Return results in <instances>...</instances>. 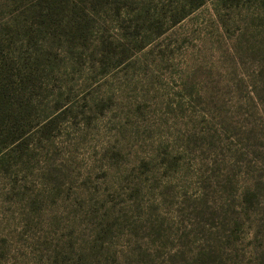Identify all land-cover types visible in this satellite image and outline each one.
Segmentation results:
<instances>
[{
    "label": "rangeland",
    "instance_id": "obj_1",
    "mask_svg": "<svg viewBox=\"0 0 264 264\" xmlns=\"http://www.w3.org/2000/svg\"><path fill=\"white\" fill-rule=\"evenodd\" d=\"M111 1L0 0V264H264V0Z\"/></svg>",
    "mask_w": 264,
    "mask_h": 264
},
{
    "label": "trees",
    "instance_id": "obj_2",
    "mask_svg": "<svg viewBox=\"0 0 264 264\" xmlns=\"http://www.w3.org/2000/svg\"><path fill=\"white\" fill-rule=\"evenodd\" d=\"M67 3L70 2V0H65ZM205 0H202L201 3H203ZM39 4H38V7L40 9H42V11H44L45 13H41V16L45 19L43 21L44 24H46L49 20H46L48 17H50L51 15L56 17L59 12H56L55 10L58 9L57 7V4L59 2V0H38ZM92 3L94 4V7H97V6H109V7H114L115 4H113L114 2H112L111 0H92ZM97 5V6H96ZM116 7V12L118 14V16L121 15V7L120 6H115ZM86 9H88V5L86 6ZM106 11V9H104ZM51 16V17H52ZM144 43V42H142ZM6 68L5 64L4 66H1V71H3L4 69ZM11 78L10 74L7 75L5 78H4V81L6 82H9V79ZM9 91V88L6 87V85H3V87H1V104H0V116L4 113L7 112L8 110V103L7 101H5V97H3L4 94H6L7 92ZM5 125V124H4ZM17 136H13L11 138V141L16 139Z\"/></svg>",
    "mask_w": 264,
    "mask_h": 264
}]
</instances>
